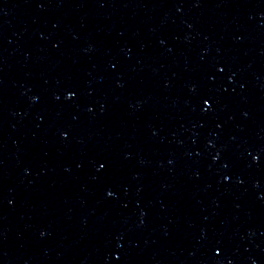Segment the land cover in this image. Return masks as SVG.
<instances>
[{"label": "water", "instance_id": "1", "mask_svg": "<svg viewBox=\"0 0 264 264\" xmlns=\"http://www.w3.org/2000/svg\"><path fill=\"white\" fill-rule=\"evenodd\" d=\"M0 264H264V0H0Z\"/></svg>", "mask_w": 264, "mask_h": 264}, {"label": "snow or ice", "instance_id": "2", "mask_svg": "<svg viewBox=\"0 0 264 264\" xmlns=\"http://www.w3.org/2000/svg\"><path fill=\"white\" fill-rule=\"evenodd\" d=\"M71 95H72V93H69V96H71ZM204 103H205V104H208L209 101L206 99V100H204ZM101 167H104V165H101ZM109 195H111V193H109Z\"/></svg>", "mask_w": 264, "mask_h": 264}]
</instances>
